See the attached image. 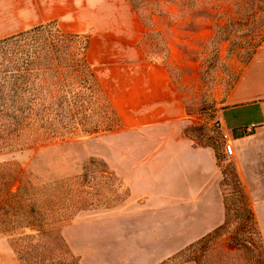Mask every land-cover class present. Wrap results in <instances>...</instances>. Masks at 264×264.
Segmentation results:
<instances>
[{
    "label": "rangeland",
    "instance_id": "374dc122",
    "mask_svg": "<svg viewBox=\"0 0 264 264\" xmlns=\"http://www.w3.org/2000/svg\"><path fill=\"white\" fill-rule=\"evenodd\" d=\"M129 1L144 26L146 54L166 66L182 91L186 135L197 144L210 138L224 175L226 223L206 243L197 245L195 252L179 256L173 264L190 257L201 264H264V246L248 214V197L237 192L238 187L244 190L240 175L248 174L247 166L264 173V130L246 131L264 113V93L245 98L237 85L264 35V0ZM2 24L0 37L8 30ZM60 28L74 30L67 23ZM82 33L92 36L90 30ZM90 60L102 75V67ZM256 65L250 75L259 71V61ZM230 106L221 116L220 110ZM95 118L104 129L108 121ZM220 119L235 134L238 130L249 134L241 143L245 155L236 148L233 156L223 152L222 135L229 131ZM103 131L83 134L78 130L30 145L13 138L12 145H0V237H6L15 253L5 264H83L76 246L90 251L86 245L91 234L84 231L83 237H77L72 227L84 221L80 215L105 211L128 195L126 184L108 170L102 156L110 133ZM237 163L244 166L240 175ZM16 173L18 179L13 181ZM8 184L9 191H18L22 185L17 203L6 201ZM107 260L118 263L111 255Z\"/></svg>",
    "mask_w": 264,
    "mask_h": 264
},
{
    "label": "crops",
    "instance_id": "0c3cea01",
    "mask_svg": "<svg viewBox=\"0 0 264 264\" xmlns=\"http://www.w3.org/2000/svg\"><path fill=\"white\" fill-rule=\"evenodd\" d=\"M0 21L8 29L0 38L48 22L60 30L61 23L74 29L64 32L92 33L87 58L120 123L110 131L102 156L113 171L107 165L108 170L124 181L128 195L105 211L80 215L84 221L72 227L77 237L84 231L91 234L90 251L76 246L83 264H114L108 255L118 260L115 264H173L178 253L226 223L224 175L216 151L185 134L182 91L166 66L146 54L144 26L129 0H0ZM257 61L259 71L250 75ZM237 85L245 98L264 93V39ZM231 107L221 109V116ZM220 123L234 150L245 155L241 143L249 134H235L224 119ZM252 124L256 133L264 130V113ZM243 167L237 163L238 175ZM247 169L240 178L264 245V173ZM0 240V264H5L15 253L6 237Z\"/></svg>",
    "mask_w": 264,
    "mask_h": 264
},
{
    "label": "trees",
    "instance_id": "16d2710c",
    "mask_svg": "<svg viewBox=\"0 0 264 264\" xmlns=\"http://www.w3.org/2000/svg\"><path fill=\"white\" fill-rule=\"evenodd\" d=\"M89 37L88 34L64 32L55 22H48L0 38V145H12L13 138L30 145L75 134L78 130L83 134L113 131L120 125L94 66L87 58ZM263 39L264 35L258 46ZM98 116L108 121L104 129L95 118ZM200 145L212 146L218 158L210 138ZM17 179L18 174L13 181ZM238 184L241 186L240 182ZM10 188L8 184L6 201L17 203L22 185L18 191H9ZM237 192L246 195L241 187ZM247 207L256 226L253 213ZM223 226L188 246L174 260L191 250L195 252L197 245L206 243ZM188 260L201 264L195 257L176 263Z\"/></svg>",
    "mask_w": 264,
    "mask_h": 264
},
{
    "label": "built area",
    "instance_id": "2783aa9c",
    "mask_svg": "<svg viewBox=\"0 0 264 264\" xmlns=\"http://www.w3.org/2000/svg\"><path fill=\"white\" fill-rule=\"evenodd\" d=\"M253 128H255V125L251 124L250 127L246 128V131H251ZM222 140L224 153L227 156H233L235 154V150L230 135L228 133H224L222 135Z\"/></svg>",
    "mask_w": 264,
    "mask_h": 264
}]
</instances>
